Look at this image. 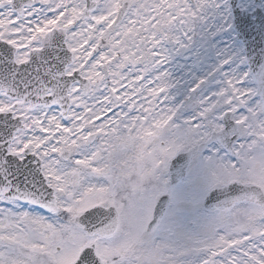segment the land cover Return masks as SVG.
I'll return each instance as SVG.
<instances>
[{"label":"snow or ice","instance_id":"obj_1","mask_svg":"<svg viewBox=\"0 0 264 264\" xmlns=\"http://www.w3.org/2000/svg\"><path fill=\"white\" fill-rule=\"evenodd\" d=\"M0 264H264V0H0Z\"/></svg>","mask_w":264,"mask_h":264},{"label":"rangeland","instance_id":"obj_2","mask_svg":"<svg viewBox=\"0 0 264 264\" xmlns=\"http://www.w3.org/2000/svg\"><path fill=\"white\" fill-rule=\"evenodd\" d=\"M122 91V90H121Z\"/></svg>","mask_w":264,"mask_h":264}]
</instances>
